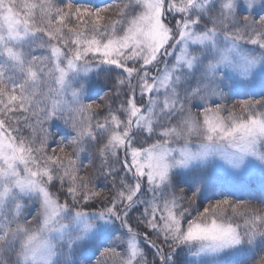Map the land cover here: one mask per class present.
Listing matches in <instances>:
<instances>
[{"label": "snow or ice", "instance_id": "snow-or-ice-1", "mask_svg": "<svg viewBox=\"0 0 264 264\" xmlns=\"http://www.w3.org/2000/svg\"><path fill=\"white\" fill-rule=\"evenodd\" d=\"M256 4L0 0V264L264 254V190L205 175L264 171V92L226 103L264 78ZM92 73L111 82L99 102Z\"/></svg>", "mask_w": 264, "mask_h": 264}, {"label": "trees", "instance_id": "trees-1", "mask_svg": "<svg viewBox=\"0 0 264 264\" xmlns=\"http://www.w3.org/2000/svg\"><path fill=\"white\" fill-rule=\"evenodd\" d=\"M77 2L87 3L89 2V0H77ZM90 2L96 6H101L103 3L107 2V0H90ZM256 13L264 14V12H262V9L260 7L256 9ZM36 54H39V52ZM89 82L92 85L91 87L92 99H96L99 102V97H102L104 93L108 91V88H105L104 84L105 83L110 84L111 82L107 81L106 75L103 73L100 74L95 73L93 76L89 78ZM261 92H264V78H256L251 85L245 88L238 89L237 92L228 101H226V103L229 106H231L237 100L246 98L247 93L258 95ZM61 126L63 127V125ZM93 151H95V149H93ZM84 162L87 164L88 160H85ZM205 175L208 177L209 180L214 181L218 185V187L215 189L216 193L223 192L225 194L233 196L234 198L250 199L253 197H258L261 191L264 190V173L261 174L259 172H255L254 174H251L248 177H243L241 179H234V180H230L224 177L220 172L208 171L205 172ZM103 186L104 185L101 184V187ZM188 195H191V193H188ZM203 195L204 197H210L213 199L219 198L218 196H213V193L207 190L204 192ZM206 202L207 201L205 200V203ZM253 203L258 205V200L253 199ZM97 207H99V205H97ZM87 254L91 255V251L87 252ZM261 256H264V254L258 255L256 252L246 250L244 253L238 255L235 258L231 256H224L220 259L223 261V264H231L233 259H239L247 262L251 258L256 257L257 261H259ZM151 258H152L151 254L149 253L148 259L151 260ZM184 259L186 261V264H200L196 261L192 262V260L189 259L187 255L184 256ZM212 259H210L209 261H211Z\"/></svg>", "mask_w": 264, "mask_h": 264}, {"label": "rangeland", "instance_id": "rangeland-1", "mask_svg": "<svg viewBox=\"0 0 264 264\" xmlns=\"http://www.w3.org/2000/svg\"><path fill=\"white\" fill-rule=\"evenodd\" d=\"M260 7V3H259V0H257V4H256V9L257 8H259ZM95 73H92V74H90L89 75V78L91 77V76H93ZM88 78V79H89ZM256 78H262V77H260L259 75H257V77ZM208 170L206 171V172H220L221 174H223V175H225V176H227L228 178H235V177H233V176H230V175H228V174H226V173H224L223 172V170H221V169H219V168H217V167H213V166H210V167H208L207 168ZM255 172H262V173H264V171H262L261 170V167H260V165H259V162L257 161L256 162V167L251 171V172H249L247 175H245V176H238V178H243V177H248L249 175H251V174H253V173H255ZM132 215H133V217L135 218V217H137L139 214L138 213H132ZM132 223H133V226L135 227V219H133L132 220ZM189 259H191L192 260V262H198V263H200L198 260H197V258H195V257H189V256H187ZM210 259H212L211 257H202L201 258V260H204V261H209Z\"/></svg>", "mask_w": 264, "mask_h": 264}]
</instances>
